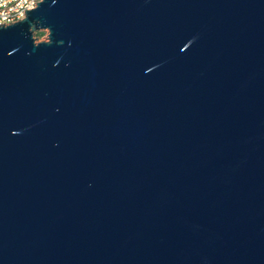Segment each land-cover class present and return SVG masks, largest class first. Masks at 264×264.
I'll return each mask as SVG.
<instances>
[{"label":"water","instance_id":"obj_1","mask_svg":"<svg viewBox=\"0 0 264 264\" xmlns=\"http://www.w3.org/2000/svg\"><path fill=\"white\" fill-rule=\"evenodd\" d=\"M36 4L0 26V264H264V0Z\"/></svg>","mask_w":264,"mask_h":264},{"label":"built area","instance_id":"obj_2","mask_svg":"<svg viewBox=\"0 0 264 264\" xmlns=\"http://www.w3.org/2000/svg\"><path fill=\"white\" fill-rule=\"evenodd\" d=\"M40 0H0V26L9 25L24 18V11L36 7Z\"/></svg>","mask_w":264,"mask_h":264},{"label":"trees","instance_id":"obj_3","mask_svg":"<svg viewBox=\"0 0 264 264\" xmlns=\"http://www.w3.org/2000/svg\"><path fill=\"white\" fill-rule=\"evenodd\" d=\"M44 35H45V34H44L43 32H37V33L35 34V38L40 39V38H42Z\"/></svg>","mask_w":264,"mask_h":264},{"label":"rangeland","instance_id":"obj_4","mask_svg":"<svg viewBox=\"0 0 264 264\" xmlns=\"http://www.w3.org/2000/svg\"><path fill=\"white\" fill-rule=\"evenodd\" d=\"M44 38H45V35H44L42 38L38 39L37 41H38V42L43 41Z\"/></svg>","mask_w":264,"mask_h":264}]
</instances>
